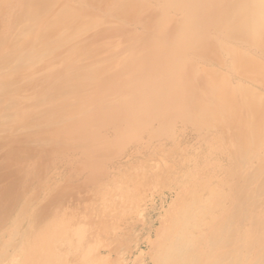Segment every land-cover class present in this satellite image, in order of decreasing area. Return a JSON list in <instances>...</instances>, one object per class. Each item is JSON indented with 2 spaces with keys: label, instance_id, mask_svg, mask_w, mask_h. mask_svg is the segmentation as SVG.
<instances>
[{
  "label": "bare ground",
  "instance_id": "obj_1",
  "mask_svg": "<svg viewBox=\"0 0 264 264\" xmlns=\"http://www.w3.org/2000/svg\"><path fill=\"white\" fill-rule=\"evenodd\" d=\"M5 1L6 0H0V8L1 5H4L3 3ZM14 1L16 2V0ZM159 2L161 6H163V8L157 7L156 4H158ZM29 7L30 6L23 8L18 12L15 18L17 26L15 30L13 29V33L15 31H21L22 33L23 31L25 32L31 27V31H28L29 33L25 34V37H20V42H22L23 46H17L18 44H16L14 40L15 38H11L10 41L7 39L9 41L8 45L4 43L3 47L4 50L6 49L13 56V61L10 63L9 69H11V71H16V82L20 81V84H28L25 79H22L23 76H21V74L22 71H26L28 69L29 65H31L35 61H40L42 59L45 61V59H49L51 56H53L54 52H63L65 48L74 47L75 45V47L78 46L79 48L77 50L74 49L73 51H75V53L72 51L69 55V59L66 60V63L64 65V71H67L69 69L81 70L80 67L82 66L80 65V62L83 60L87 62L89 60L91 61V59L96 56H94L95 48L100 47L102 44V40H99L102 39V37H93L94 33H92V31L99 28L101 25H106L107 23L111 25L113 32H109L108 34L103 33V35L112 36L107 37V39L105 40L106 42L111 43L110 46L113 45L112 50L114 57L110 62L108 61L96 65L90 63V66H88L87 69H82L84 70L83 75L85 74L84 76L86 77V80L83 82V84L80 83L79 85H71L70 79L73 78L71 77V75H60L62 77L58 78V80H55L56 78L53 79L54 74H51L50 76L49 74L48 76H44L46 77V81L49 79L51 81V84L48 88L49 95L46 99L48 101L47 104L49 105L48 108H50L49 110L47 109L48 114H46L45 116L35 114L36 112H39L35 109L33 113H28L23 116V118L26 117L29 118V120H27L22 126L18 125L19 127L17 128L13 127V130L6 127V131H0V183H2V180L8 183V185H6L7 187L5 188V191H10L11 187L9 188V186H13V182L17 181V175H19L18 169L21 170L23 168L28 173L31 172L32 178L35 177V175L39 177L37 174L33 173V166L37 162V164H44L43 167L45 166V169H49V161L52 159V155L57 152H64L70 155L71 153H76V151L78 150H93L90 151L91 153H88L87 156L94 159L97 163L103 162L102 164H104L112 160L113 156H115L117 153H119L120 155L123 147H125L126 144H130L131 141L136 140L139 144V148L142 147L141 151L148 147V141H150V139V143H152V139H154V141L158 139L162 141L163 139H165L171 144L173 140L172 137L174 136H172V134L174 133L171 129V125L176 121H181V123L183 124H191V126L198 131L201 130V133H203V140L205 139L208 143L205 142L204 145L203 142L198 147L196 146V148L190 147L186 150L180 149V147H178V145L173 142L171 144L172 146L168 148V150H164L165 144H163V142H158V150L155 151H158L159 155L163 157L164 162L160 164V167L157 166L156 168L163 169V172H161L162 170L159 171L157 169L155 171H149L144 174V178L147 179V176L149 175L148 180L158 181L159 183L160 177L162 180L164 174L170 176L174 175L173 170H182L181 173L183 175V179L190 182L191 192H189L188 195H185V197L187 196L188 201L187 199L183 201L185 202V204L182 203V209H178L180 210L179 215L172 222L170 221L173 228V230L171 229L172 232L168 231L169 233L167 234V236H165L160 241L159 238H156V241H159L157 243L155 239H153L158 248L156 254L154 253L156 256H154V264H217L216 262H214L217 259L218 264H223L224 262L230 264H239L237 263L240 262V258H238L240 256L239 254H247V252L249 251L248 248H251L256 254H258L259 259H261L259 264H264V236L261 237L262 235H264L262 234L264 233V0H81L75 5H72L68 0H34L33 5H31L30 8ZM96 7L105 9L104 11L106 12V14L102 10V12L97 10L98 8ZM152 7L158 8H155L157 9L158 14L155 13L152 16L149 15V17L155 19L153 24H150V26L147 27L148 30L147 28H144L149 35H146V37H135L134 33H131L130 31V37L129 34L127 35L130 38L129 40H132V42L129 43V46L126 48L128 51V56L127 58L122 57L118 59V43L124 40L128 41L127 36L118 37L117 35L123 34L121 30L122 28H126L122 25L127 26L126 24H132L135 26V24H138L136 16H139L140 13L142 14L143 11H146L150 8L152 10ZM0 11L2 13V9H0ZM165 13L167 14L165 15ZM13 17L14 16H12V19ZM156 17H158L159 19ZM141 18L142 17L140 15L139 19ZM38 21H40L44 25L48 24L49 22L56 23L57 28H59V25L61 26V28L65 26L66 28H68L69 34H67L66 36L64 33H62L66 36L61 37L63 38V43L57 38H55V41L50 40L49 37L59 38V36L57 34H54L55 31H53L54 29L52 28H49L51 31L49 29H46V31L49 30V33H46L47 35H42V32L37 30L38 27L35 28L38 25L40 26L39 23L38 25H35V22ZM12 23H14V21H12ZM230 30L237 33L238 35L241 34V41H243L244 46L242 45L243 47L240 48L235 56L231 54L232 60H230V56L229 62L224 63L228 64L226 66L230 65V67L228 68L223 64L225 68H228L227 70H224L223 66L222 68L219 67V63L221 64L220 61L223 60L227 54H230V52H232L231 49L233 47L231 49L230 46L227 48V45L224 43L226 42L225 39L227 37H224L223 35H225V32H229ZM209 32L214 33L215 37H211L214 40H210L209 37H207V34ZM233 32L231 33L232 35L234 34ZM9 35L11 36V34ZM115 35L117 37H114ZM44 37H48V39ZM96 40H98V42ZM220 40H222V42ZM13 44L14 46L12 47ZM80 46L84 47L83 51H81ZM59 49H61V51ZM4 53L2 52V54ZM96 54L99 56L98 51L96 52ZM41 65L43 66V64ZM51 65L52 63L49 64V67L46 68L51 71L50 73H54V70L56 68L54 67V65ZM215 65L219 66L215 68ZM33 72L35 73V75H38L37 72L39 71ZM38 76L41 77V74H39ZM117 81L119 83H116ZM113 83H115L116 85H112ZM30 84L33 83L30 82ZM45 86H47V84ZM88 89H91V91L94 92V95L87 96V94L89 93ZM21 92L22 90L15 93L21 94ZM67 98H72V100H74V106H67L66 111L64 109L65 107H63V102ZM56 100H59L58 103H54V101ZM14 102L15 101L13 100L12 103ZM21 104L22 103H20V105ZM64 104L66 105V103ZM22 109L24 108L22 107ZM15 110H13V112ZM1 112L2 111H0V121H3L4 116H7L8 118V115L6 114V112H4L5 114H1ZM32 114L34 117H36L35 120L30 119ZM74 115L81 116L80 118L76 117L74 124L68 126L65 131L58 132L57 128L59 127L55 126L59 122L56 124L55 122H57V120L62 122L64 118L72 117ZM230 116L238 120V124L235 127L231 126V123L229 122ZM7 118L4 119L6 120ZM8 120L9 119H7V121ZM111 123L113 124L112 135L114 136V140L119 139L121 142H119V145H121V150L119 152L115 150L116 154L112 152V147H109L108 142H106L107 140H104L101 135L97 133V138H102L99 139L100 143L98 146L93 143L92 137L96 125L100 124L104 129ZM49 125L52 127V131L54 129V133L47 134L46 137L44 136L41 138V135L35 136V134L32 135L31 133V135H27L28 132H26V129H31L29 131H32V129L37 128L38 130V128L40 127L43 128ZM212 129L214 130L213 132L211 131ZM145 135L148 136V140L147 142L143 143L144 141H146L145 139L144 141H142L143 136ZM242 138H247L249 142H252V148L244 149L241 145ZM29 141L32 143H30ZM33 141L35 143H38V141H40V143L35 144ZM176 142L178 143V141ZM191 144L194 145L195 143ZM93 145L95 146L94 148H92ZM174 152H178V154L180 152L182 154H180L176 159V157H173V154L171 155V153ZM150 156L152 155L150 154ZM81 158L82 157L80 156L77 157V159L79 160H81ZM110 162L112 163V161ZM26 164L27 167H24ZM197 166L201 167L200 170L202 173L197 174L199 172ZM81 167H85V164L83 163V166ZM190 167H196V170H191ZM78 168L79 166H77L76 170H74L73 168V171L71 170L72 172H70V174L79 175ZM38 169L41 170V168ZM135 169L133 170L132 175L135 174ZM128 170L130 171L131 167ZM103 172L104 170L101 173ZM160 172L162 175L160 174ZM142 173L140 172V175H138V173L136 174L141 179H143V177H141ZM99 174L100 173H98V175ZM24 176H26V174H23V177ZM44 178L47 179V177ZM172 178H174V176ZM91 179L95 181L96 176L92 175ZM20 180L18 179V181ZM25 180H27V182H30L31 179H27L26 176ZM129 180L131 183L130 178ZM133 180H135V177ZM32 181L33 180H31V182ZM22 182L24 183L25 181ZM147 182L149 183V181ZM172 182L174 183L173 185H178L177 180H173ZM33 183L35 184V182ZM140 184L139 186H141ZM136 185L137 184H135V186ZM49 186L52 185L50 184ZM139 186L137 187L139 188ZM21 187L22 186H20V188ZM24 187H26V185ZM91 187L92 185L90 186V188ZM166 187L167 189H170L168 188V186ZM73 188L75 187L69 185L65 189L62 187L60 190L57 189V191L54 189L53 194L45 192V194H51L50 196L47 195V197L44 196L46 200L47 198H49L47 201L43 196L42 197L44 198V200L41 199L45 204L44 208L46 209V211L42 215L39 213L40 217H38L36 220L33 219V215L29 213L32 216V221L34 222L30 225L31 227H36L34 231H31L33 233H31L28 237L26 236V238H21L20 235L16 237L19 245L21 246L23 244L21 248L24 251L20 253V250L18 255L12 256V258L9 257V263L50 264L51 262V264H55L56 261L54 262V260H59L62 258L67 259L66 256L68 254H65L64 256L63 253L64 257L61 255V258H59L60 254H62V251H66L65 249L69 248L71 243H73L72 240L74 237H68L70 231L72 230L71 234L73 235L74 228L75 231L81 230L80 225L82 223H80V227H78L80 229L76 230L77 225L74 224L79 223H76L79 219V217H75L76 215L71 216L72 218L69 222L65 217V222L61 223L58 216L63 214V212L59 214L58 209L60 208V211L62 210V207L59 206V203L63 202L64 197L70 196V192L72 193ZM80 189L83 190L82 186L77 184L76 190ZM184 189H186V187L180 190L184 191ZM17 190L15 191V193L17 192ZM142 190L140 192H143ZM28 191L23 190L25 194H28ZM55 191L57 192L56 194ZM137 191L138 190H136L135 192ZM108 192L110 193V191ZM125 192H127V190ZM156 192L155 194H157ZM109 193L105 194V196H107L106 199H99L102 202L101 207L100 205H98V207L97 205H95L96 208L91 210L93 206L92 203L90 206L87 205V208L91 212H95L96 214H104L105 208H107L111 203V195H108ZM158 193L160 194V192ZM182 193L184 194L185 192ZM18 194L20 195V193ZM99 194V196H102L101 193ZM144 194H146V192H144ZM16 195L13 196V199L14 197L18 198ZM2 196L0 195V202ZM179 196L180 195H178V197ZM37 197H35L34 200L40 199ZM69 199L71 198L69 197ZM229 199L230 203L229 206H227L226 210V208H224L223 206H226L225 203ZM261 199H263L262 202L260 201ZM178 200L180 199H177V201ZM201 201L203 203L205 201L206 204H202V207L196 208L192 206L193 203L197 205ZM29 202L31 203V200L28 199V203ZM74 202L76 203V201ZM66 203L68 202H65V204ZM3 205H5L4 201ZM18 205L19 210H16L21 213L24 209L20 208V203ZM176 205L180 204H178L177 202ZM23 206H25V202ZM28 207L33 208L35 206H31L30 204L29 206L27 205V208L25 206L26 209H28ZM63 208H66V206ZM219 208H221V214H219V217H215L217 218L215 226L218 227L219 230L231 232L230 230L232 229L233 231V228L236 225L234 226L235 222H230V217L228 218V216L229 214L235 217L241 215V221L242 223H244L243 225H245V227L244 234L241 233V236H239L244 239V244L243 247L240 248V251L236 249V251L232 250L231 252L222 250L220 252L217 251L218 258L213 260V258H215L214 255L208 254L205 257L199 255L201 247L198 241H196L195 243L193 242L195 239L193 236L195 231L193 229L196 227V220L198 223V217H200L202 213H214ZM85 209L83 210L85 211ZM34 210L36 211V207ZM12 211L11 209L5 210V208H3L2 210V208L0 207V225H2L1 223H3V221V224H6L5 219L7 218L9 212ZM26 211H23V213H26ZM32 211L33 210L31 209V213ZM71 212L73 213V210ZM168 213L171 214L172 212H167V214ZM16 214H13V216L11 214L10 215L14 217V215ZM79 214L80 213H78V215ZM96 214L94 215V217L96 216ZM170 214H168L169 217H171ZM118 216L119 215H117V217ZM260 216L262 217L261 222L259 221L257 224L251 222V219H257ZM99 217L100 215L98 216V218ZM107 217L108 215H106V219ZM16 218L14 217L13 220H15ZM80 219L84 220V217ZM115 219L118 223L116 216ZM13 220L11 221L14 222ZM11 221L10 223L13 224ZM17 221L19 220H16V222ZM20 221L22 222L23 220H21L20 218ZM29 222H31V219L29 220ZM27 224H25V227L27 226ZM15 225L16 224H13L12 226L3 229L0 233V257L1 255H3V253H6V248L12 247L11 243L7 241V237L12 233L11 231ZM17 225L20 229H22V227L24 226L23 224H19V222L17 223ZM124 226L126 225L124 224ZM108 227H110V225ZM1 229L2 228H0V230ZM164 229L165 228H163V231ZM106 230L108 232L109 228ZM17 231L13 230V233ZM84 231H82L81 233L84 234ZM110 231L113 230L111 229ZM157 231L159 232L161 230L158 229ZM163 231H161V233ZM20 232L18 231V234ZM79 233L78 235H80ZM94 233H96V231ZM163 234L161 237H163ZM74 235H77L76 232ZM156 236L160 237L158 235ZM68 238H72L70 240L71 243H67L69 241ZM79 238L74 241L75 244L77 240H79V242L81 241L82 238ZM12 239H14V237ZM114 239L116 240V237ZM214 239L212 238V240L209 241L211 244L208 245V247L211 251L214 248L217 249V247L219 248V246L221 247L226 244H222L224 242L222 241L221 243L219 242V244L215 245ZM82 240L86 241H84L85 243L82 242L83 244L87 243V239ZM233 240L234 238L232 237V243ZM90 244L92 243L90 242ZM149 244L150 247L151 245H154L153 242H150ZM102 245L104 244L102 243ZM80 247L85 249V247L82 245ZM80 247L78 248L80 249ZM74 248L75 247H73L72 252L77 251V248L75 250ZM95 248L97 247L95 246ZM78 251L81 252V250ZM253 251L250 252H252L253 254ZM84 252L85 254H87V256L90 253V251H88L89 253H86L87 251ZM94 252L95 251H93L92 253ZM151 252L153 253L154 251ZM26 253L29 254L26 255ZM75 256L78 257L79 255ZM90 256H94V254L89 255V257ZM75 260L76 259H74V262ZM85 260L87 261L88 259ZM78 261L81 264H85L84 262H86L83 261L82 258H80ZM78 261H76L75 263L78 264ZM62 262L63 261L60 260L58 264H61ZM74 262H72V264ZM66 263L67 260L65 261V264ZM89 264H91V262H89ZM254 264L256 263L254 262Z\"/></svg>",
  "mask_w": 264,
  "mask_h": 264
},
{
  "label": "rangeland",
  "instance_id": "obj_2",
  "mask_svg": "<svg viewBox=\"0 0 264 264\" xmlns=\"http://www.w3.org/2000/svg\"><path fill=\"white\" fill-rule=\"evenodd\" d=\"M12 1V2H11ZM33 1L34 0H16V2L14 0H6L3 4L4 5H1V8L2 9V13L0 11V111L1 114L6 112V114L8 115V118L7 116L4 118H7L9 119L7 121V119L5 120L3 118V121H0V131H6L7 128H11V130H13V127H19V126H22L23 124H25V122L27 120H29V118H23L24 115L26 114H31L33 113V111L36 109L37 111L39 112H36L35 114H39V115H46L48 114V110L50 108L49 105L47 104L48 101L46 100L48 98V88H49V85L51 84V81L50 79L46 81V77L44 76H49L52 74H54V78L55 80H58V78L64 76V75H68L73 78L70 79V84L71 85H79L80 83L83 84V82L86 80V77L83 75V71L82 69H87L88 66H90V63L92 64H102L104 62H110L112 61L113 57H114V54H113V45L110 46L111 43H108L106 42L105 39H107V37H112L111 35H103L104 34H108L109 32H113L112 30V27L111 25H109V23H107L106 25H101L99 28L95 29L92 31L93 34V37H102V39H99V40H102L101 41V46L100 47H97L95 48V54L93 57V59H91V61L89 60L88 62L83 60L80 62V65L82 67L81 70L79 69H69L67 71H64L65 70V63H66V60L69 59V55L71 54V52L75 49L77 50L79 47H67L63 50V52L61 51V49H59L61 52H57L53 54V56H51L49 59H45V61L42 59L40 61H35L33 62L31 65L28 66V69L26 71H22V74L21 76L22 79H25L27 81L28 84H24V83H19L20 81H17L16 82V71L14 72L13 70L11 71V69H9V65L10 63L13 61V56L11 55L10 52H8L6 49L4 50V43L8 45V42L10 41L11 38H15V42L16 44H18L17 46L21 47L23 46L22 45V42L20 37H25V34L29 33L31 31V27L30 29H27L25 32L23 31L21 33V31H15L13 33V29L15 30L16 29V26H17V22H16V16L18 14L19 11H21V9L23 8H26L28 6L31 7V5H33ZM71 2L72 5H75L77 4L78 2H80L81 0H68ZM176 2V1H175ZM174 2V3H175ZM23 3V4H22ZM83 4V3H82ZM16 5V6H15ZM28 5V6H27ZM157 7L159 8H163V6H161L160 2L158 4H156ZM155 5V6H156ZM3 6V7H2ZM15 6V7H14ZM19 6V7H18ZM29 7V8H30ZM155 7V8H157ZM98 8V7H96ZM152 7V10L151 8L146 10V11H143V13L139 14V16H136L137 20H138V24H135L132 25H128L126 24L127 26H124L122 25L123 27H126V28H122L121 32H123V34H117L118 37H126L127 36V40H124V41H121L118 43V59L120 58H127L128 56V51H127V47L129 46L128 44L132 42V40H129L130 38V31L131 33H134V36H138V37H146V35H149L144 28H147L150 26V24H153L154 22V18H151L149 17L154 15L155 13L158 14L157 12V9H155ZM6 10V11H5ZM97 10H99L100 12H105L104 10L105 9H101V8H98ZM102 10V11H101ZM151 10V11H150ZM45 13V11H44ZM170 13V11H169ZM168 13V14H169ZM104 14V13H103ZM106 14V12H105ZM104 14V15H105ZM167 13H165L166 15ZM141 15V19H139ZM12 16L13 19H12ZM158 18V17H156ZM3 19V20H2ZM159 19V18H158ZM37 20V19H35ZM113 20V19H112ZM12 21H14V23H12ZM11 22V23H10ZM5 23V24H4ZM10 23V24H9ZM38 23L40 24V26L38 25ZM8 26H7V25ZM38 25L35 27V25ZM125 24V23H124ZM35 25L34 27L37 28V30H39L40 32H42V35H47L49 33V28H52L54 29L53 31L54 34L58 35V37H49L50 40H56L55 38L59 39L61 42H62V39L61 37L63 36H67V34H69V30L68 28H66L65 26L61 28V26L59 25L57 28V24L56 23H53V22H49L48 24L44 25L42 24L40 21L38 22H35ZM44 25V26H43ZM55 25V26H53ZM7 26V27H6ZM43 26V27H42ZM107 26V27H106ZM110 28H109V27ZM33 27V26H32ZM11 28V30H10ZM43 28V29H42ZM5 29V30H4ZM34 29V28H33ZM46 29H49L48 31H46ZM57 29V30H56ZM60 29V30H59ZM103 29V30H101ZM59 30V32H58ZM126 30V31H125ZM148 30V28H147ZM29 31V32H28ZM51 31V30H50ZM61 31V32H60ZM125 31V32H124ZM11 32V33H10ZM20 32V33H19ZM99 32V33H98ZM233 31L230 30L229 32H225V35H223L224 37H227L225 39L226 42H224L226 45H227V48L230 46V49L232 52H230V54H227L223 60H221V64L219 63V67L222 68V66L224 67L223 69L224 70H227L229 66H226L228 64H224V63H228L229 62V57L231 56L230 60H232V55L233 54L234 56L237 54V52L240 50V48H242L244 46V43L243 41H241V34H237L235 32H233L234 34L232 35ZM5 33V34H4ZM19 33V34H18ZM47 33V34H46ZM62 33H64L65 35H63ZM4 34V35H3ZM11 34V36L9 35ZM129 34V37L128 35ZM3 35V36H2ZM6 35V36H5ZM9 35V37H8ZM65 36V37H66ZM82 37H86V36H82ZM90 37V36H89ZM114 37H117L116 35ZM207 37H209L210 40H214L212 39L211 37H215L214 33L212 32H209L207 34ZM46 39H48V37H44ZM9 41H8V40ZM80 41H81V38H80ZM95 41V40H94ZM98 42V40H96ZM106 43H105V42ZM222 42V40H220ZM20 42V43H19ZM126 42V43H125ZM241 42V43H240ZM59 43V42H58ZM63 43V42H62ZM95 43V42H94ZM232 43V44H231ZM240 43V44H239ZM239 44V46H238ZM243 45V46H242ZM14 46V44L12 45V47ZM81 47V51H83L84 47L80 46ZM3 48V49H2ZM7 51V52H5ZM98 51V54L99 56L96 54V52ZM120 51V52H119ZM2 52L4 54H2ZM75 53V51H73ZM111 54V55H110ZM227 57V58H226ZM224 61V62H223ZM44 62V63H43ZM55 62V63H54ZM57 62V63H56ZM64 62V63H63ZM73 62V61H72ZM214 62V61H213ZM54 65V67L56 68L54 70V73H50L51 71L48 70V68L46 67H49V64ZM43 64V66L41 65ZM58 64V65H57ZM228 67V68H225V66ZM51 65V66H52ZM216 66V65H215ZM218 66H216L215 68H217ZM41 67V68H40ZM59 68V69H58ZM34 69V70H33ZM37 69V70H35ZM58 69V71H57ZM30 70V71H29ZM260 70V69H259ZM11 71V72H10ZM33 71H39L37 72V74H41V77L38 76V75H35V73ZM2 72V73H1ZM33 74H31V73ZM42 72H45V73H42ZM28 73V74H27ZM30 73V74H29ZM64 73V74H63ZM81 73V74H80ZM74 74V75H73ZM20 75V74H19ZM62 75V76H60ZM13 76V77H12ZM36 76V77H35ZM57 76V77H56ZM81 76V77H80ZM30 77V78H29ZM35 77V78H34ZM44 78V79H43ZM14 79V80H13ZM30 79V80H29ZM32 80V81H31ZM50 81V82H49ZM33 83V84H30ZM78 82V83H77ZM9 83V84H8ZM16 83V84H15ZM39 83V84H38ZM74 83V84H73ZM116 83H119L118 81ZM47 84V86H45ZM112 85H116L115 83H113ZM31 86V87H30ZM30 87V88H29ZM25 88V89H24ZM44 88V90H43ZM3 89V90H2ZM13 90V91H12ZM21 94L19 93H15V92H19L21 91ZM28 90V91H27ZM89 90V89H88ZM13 92V93H12ZM88 92V91H87ZM94 92L91 91V89L89 90V93L87 94V96H91V95H94L93 94ZM10 95V96H9ZM9 98V99H8ZM16 102L15 103H12L13 100ZM26 99V100H24ZM12 100V101H11ZM24 100V101H23ZM23 101V102H22ZM26 101V102H25ZM30 101V102H29ZM59 100H56L54 101V103H58ZM66 101V102H65ZM34 102V103H33ZM74 100H72V98H67L64 100L63 102V107H65L64 109L66 110L67 109V106L71 107V106H74ZM20 103H22L20 105ZM32 103V104H31ZM66 103V105L64 104ZM10 104V105H9ZM15 104V105H13ZM27 104V105H26ZM68 104V105H67ZM23 105V106H22ZM15 106V107H14ZM19 106V107H18ZM22 107L24 109H22ZM16 109V110H15ZM32 109V110H31ZM48 109V110H47ZM13 110H15L13 112ZM22 111V112H21ZM43 111V112H42ZM67 111V110H66ZM64 111V112H66ZM5 114V113H4ZM34 114V115H35ZM15 116V117H14ZM33 116V114H32ZM30 117V119H33L35 120L36 117ZM81 116V115H80ZM79 115H74L72 117H66L63 119L62 122H60L59 120H57L56 123V126L55 127H59L57 128L58 132H63L66 130V128L70 125H73L74 122H75V118L78 117L80 118ZM69 118V119H68ZM2 119V118H1ZM15 119V120H14ZM6 121V122H4ZM65 121V122H64ZM64 122V123H63ZM229 122L231 123V126L235 127L237 124H238V120H236L234 117L230 116L229 117ZM54 124V123H53ZM112 124V123H111ZM108 125L106 128H102L100 124L96 125L94 131H93V143L96 144V146L99 145L100 143V138L102 137L104 140H107L106 142H108V145L109 147L111 146L112 147V152L114 154H116L115 150L116 151H120L121 150V145H119L121 142L119 139L117 140H114V136L112 135V132H113V124L112 125ZM115 124V123H114ZM180 124V126H179ZM2 125V126H1ZM19 125V126H18ZM116 126V125H115ZM4 127V128H3ZM7 127V128H6ZM176 127V128H175ZM2 128V130H1ZM44 128V129H43ZM40 127L38 128H34L32 129V131H29L26 129V132L27 135H34L35 136H39L41 135L40 137H46L47 134H52L54 133V129L52 131V127L49 125V126H46V127ZM48 128V129H47ZM102 128V129H101ZM190 128V129H189ZM19 129V128H18ZM171 129L173 130V133L172 134V143H176L178 145V147H180V149H188L190 147H195L196 146L198 147L199 145H201V143L204 142V145H205V142L208 143L205 139L203 140V133H201V130L198 131L197 129L193 128L191 126V124H183L181 123V121H176L175 123H173L171 125ZM210 129V128H209ZM61 130V131H60ZM231 130V129H230ZM50 131V132H49ZM198 131V132H197ZM212 132L214 131L213 129L211 130ZM232 131V130H231ZM25 132V133H26ZM184 134H183V133ZM200 132V133H199ZM24 133V134H25ZM31 133V134H30ZM97 133L99 135H101L100 138H97ZM181 133V134H180ZM200 134V135H199ZM196 135V136H195ZM147 135L143 136V140L144 139L146 141H144L143 143L147 142L148 140V136L146 137ZM180 136V137H179ZM91 137V138H92ZM178 137V139H177ZM262 137V136H261ZM95 138V139H94ZM101 138V139H102ZM175 138V139H174ZM195 138V139H194ZM198 138V140H197ZM113 139V140H112ZM194 139V140H193ZM247 138H242L241 140V145L244 149H250L252 148V142H249L248 139L246 140ZM95 140V141H94ZM200 140V142H199ZM223 140V139H222ZM114 141V142H112ZM151 141V139H150ZM149 142V145L146 149H143L141 151V148H139V144L137 143V141H131L130 144H126L125 147H123L122 149V152H120V155L119 153H117L115 156H113L112 160V163L110 161H108L107 163H97L94 159H92L91 157H88L87 154L88 153H91L90 151H93V150H78L76 151V153H71L70 155L67 154V153H54L52 155V159L49 161L50 163V166H49V169H45V166L43 167V165L41 163V165L36 164L33 166V173L37 174L39 177H37L35 174V177L32 178V175H31V172L28 173L27 171H25L23 168L20 170L18 169V174L17 175V181L16 182H13V186H9L10 188V191H11V194H10V191L6 192L5 191V188L7 187L6 185H8V183H6L5 181L2 180V183H0V195L2 196L1 198V202H0V207L2 208H5L6 209H11L12 212H9V214L7 215V218L5 219L6 221V224H3L1 223L2 225H0V228H2L0 230V233L3 229L9 227V226H12L13 224H16L14 226V228L12 229V233L9 234V236L7 237L9 241V243H11V248H6V253L3 255H1L0 257V264H11L9 263V260L12 256H15V255H18L19 251L20 253L22 251H24L21 247L22 245L20 246L19 245V242H17V239L16 237L18 235H20V237L22 238H26V236L28 237L31 233V231H34L35 227H31L30 224H33L34 222L32 221L33 219H37L38 217H40V214L42 215L46 209L44 208L45 204L43 203V200H44V196L47 197V195H51L49 193H54V189L57 191L62 188H67L69 185L71 186H74L75 188H73V191L72 193L70 192V196H67V197H64V200L62 203H59V206H61L62 210L60 211V208L58 209V213L61 214V212H63V214L59 215L58 217L60 218L59 220L61 221V223L65 222V217L66 219L68 220V222L71 220V216L73 215H76L75 217H79V219L77 220L76 223L78 224H74V225H77L76 227V230L77 229H80L82 230V227H83V230H86L84 231L83 233L85 234H82L81 230H77L78 233L80 235H78L77 231H75V228L73 229L74 230V233L73 235L71 234L72 230L70 231V234L68 235V237H74L72 242L74 243V241L76 239H78L80 236L79 239H87V243L86 244H83L85 243L86 241L85 240H82L79 242V240L76 241V244L78 242V244L76 245L75 243H71L70 240L72 238H68V242L67 243H71V245L69 246V248H66L65 250L66 251H62L60 254V257L61 258V255L63 256V253H64V256L65 254H68L66 256L67 259H59V260H54V262L56 261L55 264H58L60 260H62L63 262L61 264H65V261L67 260V263L66 264H72V262H74V259L75 262L78 261L80 258L83 259V261H86L85 259H88L87 261L91 262V264H154V261H155V254L158 250L157 248V242H159L161 239H163L165 236H167V234L169 232H172L173 228L171 226V222L179 215V211L182 209L181 206H182V203L185 204V201L187 199V196L185 197V195H188L189 192H191V186H190V182L189 181H185V179H183V175L181 173V171H178V170H173V174L174 175H170V176H167L166 174H164V176L162 177V180H161V177L159 179V183L158 181H154V180H148L149 179V175L147 176V179L144 178V174H146L147 172H151V171H155L156 169L163 172V169H159V168H156L157 166L160 167V164L162 162H164V159L161 155H159L158 151H155V150H158L157 149V145L159 144L158 142H163V144H165V149L164 150H168V148H170L172 145V143L170 144L169 142H167V140L163 139L162 141H160L159 139L158 140H155L152 139V143ZM178 141V143L176 142ZM197 141V142H196ZM30 142V141H29ZM34 142V141H33ZM110 142V143H109ZM120 142V143H119ZM32 143V142H30ZM35 143V142H34ZM40 141H38V143H35V144H39ZM44 143V142H42ZM115 143V144H114ZM134 143V144H133ZM191 143H195L194 145H192ZM197 144V145H196ZM246 144V145H245ZM152 145V146H151ZM128 146V147H127ZM182 146V148H181ZM187 146V147H186ZM95 146L93 145L92 148H94ZM110 147V148H111ZM46 149V148H44ZM160 150V149H159ZM170 150V149H169ZM171 151V150H170ZM161 152V151H160ZM175 153V155H174ZM174 153H171V155L173 154V157H177L182 154L179 152H174ZM141 154V155H140ZM150 154L152 156H150ZM154 154V155H153ZM177 154V155H176ZM90 155V154H89ZM80 156L82 157L81 160L77 159V157ZM114 159V160H113ZM1 160V158H0ZM94 160V161H93ZM144 160V161H143ZM91 161V162H90ZM114 161V162H113ZM125 161V162H123ZM160 161V162H159ZM87 162V163H86ZM139 162V163H137ZM157 162V163H156ZM83 163L85 164V167H81L83 166ZM111 163V164H110ZM114 163V164H113ZM39 165V166H38ZM134 165V167H133ZM138 165V166H137ZM38 166V167H37ZM52 166V167H51ZM77 166H79V175H71L70 172L73 171V168L74 170H76ZM24 167H27V164L24 166ZM43 167V168H42ZM51 167V169H50ZM131 167V170L129 171L128 169H130ZM137 167V168H136ZM140 167V168H139ZM184 167V166H183ZM38 168H41L38 169ZM137 170H136V169ZM139 168V169H138ZM144 168V169H143ZM148 168V169H147ZM150 168V169H149ZM198 173L197 174H200L202 173L201 172V167H198ZM38 169V170H36ZM135 169L134 171V175H132V172L133 170ZM143 169V170H142ZM191 170H196V167L192 168L190 167ZM20 170V172H19ZM32 170V169H31ZM30 170V171H31ZM52 170V171H50ZM69 170V172H68ZM72 170V171H71ZM104 170L103 173H101L102 171ZM145 170H148V171H145ZM78 171V170H77ZM101 171V172H100ZM138 171V172H137ZM145 171V172H144ZM23 172V173H22ZM27 172V173H26ZM40 172V173H38ZM41 172H44V173H41ZM50 172V173H49ZM124 172V173H123ZM127 172V173H126ZM140 172L142 173L141 174V177H143V179H141L139 176H137L136 173H138V175H140ZM160 172V174H161ZM53 173V174H52ZM98 173H100L98 175ZM23 174H26L27 176V179L29 178V180H33L31 182H27V180H25V177H23ZM29 174V175H28ZM43 174V175H41ZM51 174V175H50ZM98 177H97V175ZM21 175V176H20ZM92 175H95L96 176V180L93 181L91 179V176ZM162 175V174H161ZM160 175V176H161ZM132 176V177H131ZM137 176V178H136ZM174 176V178H172ZM42 177V178H41ZM44 177H47L44 178ZM51 179L49 180L48 179ZM135 177V180H133ZM38 178V179H37ZM57 178V179H56ZM62 178V179H61ZM70 178V179H69ZM118 178V179H117ZM129 178L131 179V183H130V180ZM139 178V179H138ZM18 179L20 181H18ZM76 179V180H75ZM138 179V180H137ZM45 180V181H44ZM140 180H141V184H140ZM176 181L178 182V185H173L174 183L172 181ZM22 181H25L24 183ZM133 181V182H132ZM136 181V182H134ZM149 181V183L147 182ZM162 181V182H161ZM1 182V181H0ZM25 184L26 187H24L22 185ZM35 182V184L33 183ZM54 182V183H53ZM68 182V184H67ZM98 182V183H97ZM147 182V183H146ZM170 182V183H169ZM17 183V184H16ZM96 185H95V184ZM137 184L135 186V184ZM141 186H139V184ZM15 184V185H14ZM20 184V185H19ZM39 184V185H38ZM52 185V186H49V185ZM77 184L81 185L82 186V189L83 190H76L77 188ZM118 184V185H117ZM169 184V185H168ZM5 185V186H3ZM92 185V187L90 188V186ZM98 185V186H97ZM102 185V186H101ZM108 185V186H107ZM20 186H22L21 188L25 191H28V194L26 195L23 190L20 188ZM37 186V187H36ZM40 186V187H39ZM45 186V187H44ZM65 186V187H64ZM96 186V187H95ZM101 186V187H100ZM139 186V188L137 187ZM144 186V187H143ZM155 186V187H154ZM159 186V187H158ZM170 188V189H167V187ZM175 186V187H174ZM189 186V187H188ZM52 189V190H49L48 189ZM51 187V188H50ZM55 187V188H53ZM136 187V188H135ZM149 187V188H148ZM164 187V188H161ZM182 187V188H181ZM184 187H186V189L183 190H180V189H183ZM2 188V189H1ZM20 190H19V189ZM25 188V189H24ZM31 188V189H30ZM34 188V189H33ZM95 188V189H94ZM97 188V190H96ZM101 190H100V189ZM138 188V189H137ZM143 188V190H142ZM147 188V189H146ZM180 188V189H179ZM189 188V189H188ZM18 189V190H17ZM27 189V190H26ZM94 189V190H93ZM140 189V190H139ZM150 189V190H149ZM158 191H157V190ZM160 189V190H159ZM17 190L18 193H20V195L15 191ZM34 190V191H33ZM45 190V191H44ZM91 190V191H90ZM99 190V191H98ZM127 190V192H125ZM136 190H138L137 192H135ZM143 191V192H140V191ZM172 190V191H171ZM187 190V191H185ZM32 191V192H31ZM43 191V192H42ZM55 191V194L57 193ZM80 191V192H79ZM84 191V192H83ZM90 191V192H89ZM97 191V192H96ZM110 191V193L108 192ZM119 191V193H118ZM135 193H134V192ZM152 191V192H151ZM157 191V192H156ZM185 192L184 194L182 192ZM5 192V193H4ZM23 192V193H22ZM35 192V193H34ZM45 192H49L47 194H45ZM139 192V193H138ZM144 192H146V194H144ZM154 192V194H153ZM155 192L157 194H155ZM160 192V194L158 193ZM15 193V194H14ZM22 193V194H21ZM38 193V195H37ZM81 196H80V194ZM96 193V194H95ZM101 193L102 196H99L98 194ZM109 193L108 195H111V203L110 205L105 208L104 210V214L101 213V214H96L95 212H91L87 207V205H91L92 203V209L96 208L95 205H100V207L102 206V202L101 200H99L100 198L103 200V199H106L107 196H105V194ZM126 193V194H124ZM176 193V194H175ZM181 193V194H180ZM17 194V195H16ZM24 194H25V198L24 197ZM35 194V195H34ZM43 194V195H41ZM94 194V195H92ZM133 194V195H132ZM144 194V195H143ZM11 195V196H10ZM16 195L18 198L14 197L13 199V196ZM22 195V196H21ZM137 195V197H136ZM146 195V196H145ZM178 195H180L178 197ZM264 195V194H263ZM21 196V197H20ZM31 196V197H30ZM37 198H40V199H37V200H34L35 197ZM40 196V197H39ZM44 198H43V197ZM80 196V197H78ZM94 196V197H93ZM10 200H9V198ZM20 197V198H19ZM34 197V198H33ZM69 197L72 199H69ZM78 197V198H77ZM97 197V198H96ZM152 197V198H151ZM161 197V198H160ZM183 197V198H181ZM264 197V196H263ZM261 197V198H263ZM81 198V199H79ZM142 198V199H141ZM159 198V199H158ZM180 199L177 201V199ZM20 199V200H19ZM22 199V200H21ZM27 199V200H26ZM28 199L31 200V203L29 202L28 203ZM43 199V200H41ZM49 198H47L48 200ZM183 199V200H182ZM17 200V201H16ZM27 202H26V201ZM34 200V201H33ZM46 200V198H45ZM46 200V201H47ZM71 202H70V201ZM78 200V202H77ZM82 200V201H80ZM89 200V201H88ZM113 200V201H112ZM162 200V201H161ZM3 201L5 202V205H3ZM19 201V202H18ZM23 201V203H22ZM42 201V203H41ZM76 201V203L74 202ZM87 201V202H86ZM140 201V202H139ZM175 201V202H174ZM178 202V204L180 205H176V203ZM181 201V203H180ZM188 201V199H187ZM261 202L263 201V199L260 200ZM16 202V204H15ZM24 202H25V206L27 208V205L29 206V204L32 206H35L36 207V211L34 210L35 207L33 208H30L28 207V209L25 208L24 205ZM65 202H68L65 204ZM85 202V203H84ZM119 202V203H118ZM12 203V204H11ZM21 204V209L23 208L24 210H22L21 213H19L17 210L18 209V204ZM27 203V204H26ZM34 203H37V204H34ZM66 206V208H63L65 207L64 205ZM81 205H80V204ZM175 203V204H174ZM229 203H230V199L227 200V202L225 203L226 206H223L224 208H226L227 210V206H229ZM8 204V205H7ZM85 204V205H84ZM174 204V205H173ZM202 204L205 205V201L204 203L201 201L199 202L197 205H195L193 203V207H202ZM8 207H7V206ZM69 207H68V206ZM75 206V207H72V206ZM201 205V206H200ZM3 206V207H2ZM11 206V207H10ZM14 206V207H13ZM76 206H77V209H76ZM81 206V207H80ZM95 206V207H94ZM122 208H121V207ZM178 208H176V207ZM79 207V208H78ZM113 207V208H111ZM115 207V208H114ZM119 207V209H118ZM221 207V208H223ZM86 208V209H85ZM173 208V209H172ZM221 208H219L218 210H216L214 213L212 212H206V213H202L200 217H198L199 221L197 223V220H196V227L193 229L195 231L194 233V243L196 241H198L200 243V247H201V251H200V254L201 256H206V255H214L215 258H213V260L217 259L218 256H217V251H229L231 252L232 250L233 251H236V250H239L240 251V248L243 247V244H244V239H242L240 236H241V233L244 234V227L245 225H243L244 223H242L241 221V215L239 216H233V215H230L228 216L230 222L233 221L235 222L234 224V230L232 231V229L230 230L231 232H226V231H223V230H219L218 227H216V219L215 217H219L221 214ZM259 208V206H258ZM17 209V210H16ZM31 209L33 210L32 213H31ZM76 209V210H75ZM85 209V211L83 210ZM88 209V210H87ZM117 209V210H116ZM180 209V210H178ZM17 212H16V211ZM27 210V211H26ZM30 210V211H29ZM38 210V211H37ZM73 210V213L71 212ZM15 211V212H14ZM23 211H26V213H23ZM35 211V213H34ZM40 211V212H39ZM42 211V213H41ZM113 211V212H111ZM122 211V212H121ZM178 211V212H177ZM14 212V213H13ZM90 212V213H89ZM126 212V213H125ZM167 212H172L171 214V217H169V215L167 214ZM18 213V214H16ZM33 215V219H32V216L30 215ZM40 213V214H39ZM78 213H80L78 215ZM88 213V214H87ZM121 213V214H120ZM13 216V214H16L14 215V217L16 218L15 220L14 217H12L11 215ZM20 214H21V217H20ZM37 214V215H36ZM96 214V216L94 217V215ZM209 214V216H208ZM86 215V216H85ZM90 215V216H89ZM92 215V217H91ZM100 215V219L98 218V216ZM106 215H108L107 219H106ZM117 215H119L117 217ZM122 215V216H121ZM167 215V216H166ZM175 215V216H174ZM243 215V213H242ZM26 216V217H25ZM70 216V217H69ZM105 216V217H104ZM115 216L118 220V223L115 219ZM166 216V217H165ZM173 216V217H172ZM208 216V217H207ZM19 217V218H18ZM63 217V218H62ZM84 217V220L83 219H80V218H83ZM202 217V218H201ZM238 217V218H237ZM243 217V216H242ZM11 218V219H10ZM20 218L21 220H23L22 222L20 221ZM24 218V219H23ZM96 218V219H95ZM102 218V219H101ZM113 218V219H112ZM31 219V222H29V220ZM111 221H109V220ZM169 219V220H168ZM227 219V218H226ZM261 219L262 217H258L257 219H251V222H253L254 224H257L259 221L261 222ZM11 220H13L14 222H12ZM16 220H19L16 222ZM26 220V221H25ZM34 220V221H35ZM58 220V221H59ZM63 220V221H62ZM114 222H113V221ZM167 220V221H166ZM255 220H258V221H255ZM10 221L13 223L11 224ZM29 223H28V222ZM59 221V222H60ZM83 221V222H82ZM93 221V222H92ZM137 221V222H136ZM171 221V222H170ZM19 222V224H23L24 228L22 227V229L19 228V226L17 225V223ZM21 222V223H20ZM105 222V223H104ZM28 223V224H27ZM60 223V224H61ZM80 223H84L86 225L82 224L80 225ZM105 225H104V224ZM109 223V224H108ZM117 223V224H116ZM128 223V224H127ZM10 224V225H9ZM25 224H27V226L25 227ZM108 224V225H107ZM113 224V225H112ZM124 224L126 226H124ZM130 224V225H129ZM167 224V225H166ZM169 224V225H168ZM206 224V225H205ZM5 225V227H4ZM9 225V226H8ZM30 225V226H29ZM35 225V224H34ZM81 227H80V226ZM110 225V227H108ZM164 225V226H163ZM18 226V228H17ZM106 226V227H105ZM163 226V227H162ZM166 226H167V230L166 229ZM4 227V228H3ZM16 227V229H15ZM80 227V228H78ZM96 227V228H95ZM108 232L106 229H108ZM170 227V228H169ZM174 227V226H173ZM213 227V228H212ZM88 228V229H87ZM162 228V229H161ZM163 228L164 231H163ZM200 228V229H199ZM113 230V231H110V230ZM161 230L163 231L161 233V231H157V230ZM172 229V230H171ZM13 230L15 231H21L19 234H18V231L13 233ZM27 230V231H26ZM199 230V231H198ZM8 231V230H7ZM27 233H25V232ZM96 231V233H94ZM102 231V232H101ZM140 231V232H139ZM169 231V232H168ZM24 232V234H23ZM30 232V233H28ZM76 232L77 235H74ZM101 232V233H100ZM112 232V233H111ZM90 233V234H89ZM158 233V234H157ZM164 233V234H163ZM12 234H15V235H12ZM90 236H89V235ZM95 234V235H94ZM103 234V235H102ZM163 234V237H161ZM208 234V235H207ZM250 234H251V231H250ZM264 234V233H262ZM261 234V235H262ZM98 235V237H97ZM111 235V236H110ZM154 235H155V238H154ZM156 235L160 236V237H157ZM196 235V236H195ZM240 235V236H239ZM79 236V237H78ZM86 236V237H85ZM264 235H262L261 237H263ZM14 237V239H12ZM85 237V238H84ZM88 237V238H87ZM90 237V238H89ZM113 237V238H112ZM116 237V240L114 239ZM119 237V238H118ZM232 237L234 238L233 240V243L231 242L232 241ZM111 238V240H110ZM156 238H159V241H156L157 239ZM212 238L215 240V245L216 244H219V242L221 243L222 241H224L222 244H224V246H219V248L217 247L212 249V251L209 249L208 245H210L211 243L209 241L212 240ZM225 238V239H224ZM264 238V237H263ZM12 239V240H11ZM155 239V241L153 240ZM166 239V238H165ZM164 239V240H165ZM208 239V240H207ZM16 240V242H15ZM107 240V241H105ZM113 240V241H112ZM152 240V241H151ZM12 241V242H11ZM85 241V242H84ZM264 241V239H263ZM83 242V243H82ZM90 242L92 244H90ZM94 242V243H93ZM150 242H153L154 245H151V248L150 247ZM162 242V241H161ZM231 242V243H230ZM259 242V241H258ZM97 243V244H96ZM102 243L104 245H102ZM114 243V244H112ZM118 243V244H117ZM148 243V244H147ZM101 246H100V245ZM128 244V245H127ZM161 244V243H159ZM16 245V246H15ZM80 247L81 245L85 247L84 248H81L80 249L76 246ZM86 245V246H85ZM88 245V247H87ZM112 245V246H111ZM116 245H117V248H116ZM119 245V246H118ZM163 245V244H162ZM94 246V247H93ZM95 246L97 248H95ZM99 246V247H98ZM24 247V246H23ZM73 247L74 250L76 249L77 251L78 250H81V252H77V251H74V252H77V253H74L72 252L73 250ZM149 247V248H148ZM156 247V248H154ZM94 248V249H93ZM225 248V249H224ZM232 248V249H231ZM9 249V250H8ZM87 249V250H86ZM110 251H109V250ZM150 249V250H149ZM152 249H155V250H152ZM230 249V250H229ZM236 249V250H235ZM112 250V251H111ZM248 252L247 254H239L240 256L238 258L240 262H237V263H241V264H254V262L256 264H259L260 260L259 259V256L258 254H256L251 248H248ZM84 251H87L86 253H89L88 251H90L89 255H93L94 256H90L89 255L87 256V254H85ZM93 251H95L94 253H92ZM148 251H149V254H148ZM151 251H154L153 253ZM209 251V252H208ZM211 251V252H210ZM214 251V252H213ZM250 251H253L254 253L252 254V252ZM68 252V253H67ZM114 252V253H113ZM151 252V254H150ZM74 253V254H73ZM81 253V254H80ZM99 253V254H98ZM155 253V254H154ZM215 253V254H214ZM29 254V253H26V255ZM154 254V255H153ZM203 254V255H202ZM252 254V255H250ZM25 255V254H24ZM25 255V256H26ZM75 255H79L78 257L75 256ZM118 255V256H117ZM246 255V256H245ZM3 256V257H2ZM23 256V255H22ZM63 256V257H64ZM74 258H72V257ZM105 256V257H104ZM121 256V257H120ZM151 256V257H150ZM155 256V257H154ZM252 256V257H251ZM88 257V258H87ZM104 257V258H103ZM115 257V258H114ZM99 258V259H98ZM245 258V259H244ZM247 258V259H246ZM254 258V259H253ZM91 259V261H90ZM95 259V260H94ZM108 259V260H106ZM204 259V258H203ZM253 259V260H251ZM7 260V261H6ZM72 260V262H71ZM100 260V261H99ZM112 260V261H111ZM256 260V261H255ZM6 261V262H5ZM58 261V262H57ZM82 261V263H83ZM84 262L85 264H89V262ZM96 261V262H95ZM153 261V262H152ZM52 262V263H54ZM74 262V263H75ZM81 262V261H80ZM98 262V263H97ZM102 262V263H101ZM120 262V263H119ZM218 264V259L216 261H214ZM73 263V264H74ZM264 263V262H263ZM45 264V263H44ZM49 264V263H48ZM51 264V262H50ZM77 264V263H75ZM78 264H81L79 263L78 261ZM222 264V263H221ZM223 264H230V263H223Z\"/></svg>",
  "mask_w": 264,
  "mask_h": 264
}]
</instances>
